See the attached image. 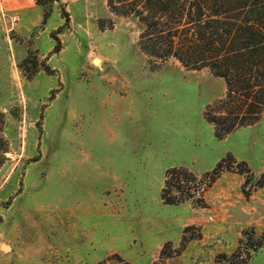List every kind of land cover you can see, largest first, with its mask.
<instances>
[{
    "label": "rangeland",
    "instance_id": "374dc122",
    "mask_svg": "<svg viewBox=\"0 0 264 264\" xmlns=\"http://www.w3.org/2000/svg\"><path fill=\"white\" fill-rule=\"evenodd\" d=\"M35 2L0 73V264H264V110L221 140L210 68L145 54L109 0Z\"/></svg>",
    "mask_w": 264,
    "mask_h": 264
},
{
    "label": "trees",
    "instance_id": "16d2710c",
    "mask_svg": "<svg viewBox=\"0 0 264 264\" xmlns=\"http://www.w3.org/2000/svg\"><path fill=\"white\" fill-rule=\"evenodd\" d=\"M109 4L118 14L137 17L142 25L140 49L151 58L175 56L186 67H208L225 80L228 97L240 103L237 112L230 110L234 115L230 122L235 123L224 126L222 133L213 122L217 137L224 138L245 125L237 122L250 125L260 119L264 110V0H109ZM48 15L45 10L44 19ZM213 173L218 174L216 169ZM167 174L197 178L183 167ZM169 185L167 178L162 199L173 204L175 200L167 197ZM250 258L248 251L239 264Z\"/></svg>",
    "mask_w": 264,
    "mask_h": 264
},
{
    "label": "crops",
    "instance_id": "0c3cea01",
    "mask_svg": "<svg viewBox=\"0 0 264 264\" xmlns=\"http://www.w3.org/2000/svg\"><path fill=\"white\" fill-rule=\"evenodd\" d=\"M36 9L39 10V6H38V4H36L35 0H0V73H1V76L2 77H4V75H5L4 74L5 73V65H4L5 64V61H6V59H8V57L9 58L11 57V54L10 53L13 54V48H11L13 46H11L8 43V39H7V36H6V30L9 27V25H8L9 24L8 17L17 16V17H19L21 20H23L25 22H27V21H34V18H29V17L27 18L26 12L28 10L29 11L30 10L32 11V10H36ZM40 17H41V15H40ZM13 59L15 60L14 56H13ZM216 77L217 78H221V77H218V76H216ZM224 82H225V80H224ZM225 84H226V82H225ZM261 117H262V115H261ZM258 121L255 122V124L259 123ZM255 124H254V126L251 125V127H255ZM238 130L236 129L235 131L238 132ZM235 131L231 132V134L234 133ZM115 134L117 135V133H115ZM226 138H223L221 140H224ZM247 141L246 142H243V143H239L238 145H245V143H247ZM228 149L225 150V151H223V152L228 151ZM218 158H217V160H218ZM207 164H210V163L206 162V163H204V165H202V163H199V166H195L193 168H197V170H200L199 167L205 166V165L207 166ZM213 164H215V163H213ZM213 166H211L209 168L206 167L204 169L205 170L206 169H210Z\"/></svg>",
    "mask_w": 264,
    "mask_h": 264
}]
</instances>
